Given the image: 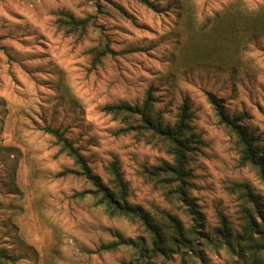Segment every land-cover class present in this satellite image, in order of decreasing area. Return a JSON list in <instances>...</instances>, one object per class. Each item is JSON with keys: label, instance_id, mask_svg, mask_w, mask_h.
<instances>
[{"label": "rangeland", "instance_id": "1", "mask_svg": "<svg viewBox=\"0 0 264 264\" xmlns=\"http://www.w3.org/2000/svg\"><path fill=\"white\" fill-rule=\"evenodd\" d=\"M0 0V248L13 264H129L150 245L137 220L110 218L77 194L89 185L43 128L58 129L104 184L117 160L127 201L154 217L176 216L199 254L186 264H249L219 234H242L244 184L264 208V183L240 165L233 138L208 95L240 118L264 155V0ZM62 14L89 17L84 37L57 25ZM113 52L99 63L90 52ZM150 93L170 124L187 102L202 144L191 158L190 207L169 200L145 168L171 162L103 108L140 105ZM195 218V219H194ZM264 262V258H263ZM168 264H170L168 262ZM171 264H180L173 255ZM264 264V263H263Z\"/></svg>", "mask_w": 264, "mask_h": 264}, {"label": "trees", "instance_id": "2", "mask_svg": "<svg viewBox=\"0 0 264 264\" xmlns=\"http://www.w3.org/2000/svg\"><path fill=\"white\" fill-rule=\"evenodd\" d=\"M145 6L152 7L146 0H139ZM58 28L68 35L76 34L84 37L91 25L89 17L76 19L70 14H62L57 21ZM113 52L104 46L90 52L95 63H99L107 54ZM208 101L213 107L217 123L233 138L240 152V165L251 168L264 183V155L259 150L253 136L238 117H229L215 97L208 95ZM108 115L118 120L122 128L118 134L133 133L147 145L156 148L171 157V162L162 161L157 166L145 168L144 176L157 181L164 189L169 200H178L190 207L193 204L186 196L187 181L191 177L189 163L202 144L200 136L192 126V116L187 102L178 108L176 120L170 124L157 111L148 93L140 105H107L103 108ZM44 133L51 136L59 147L58 152L70 158L76 170L64 171L59 176L75 175L88 183L89 188L77 194L79 199H89L93 205L110 218L123 217L137 220L150 234V245L137 244L128 240H120L106 246L104 249H114L121 245H130L137 251L135 261L129 264H171L173 255L180 258V264H186L188 251L195 255V247L188 238V230L174 215L162 213L154 217L139 206H133L127 201L128 186L123 179L120 166L114 160L108 173L110 180L104 184L92 174L80 152L74 148L58 129L43 128ZM242 195L239 208L242 234L232 236L225 226L220 229L221 242L229 252L236 254L249 264H263L264 258V208L258 197L247 185H234ZM195 219V218H194ZM14 258L0 248V264H13Z\"/></svg>", "mask_w": 264, "mask_h": 264}]
</instances>
